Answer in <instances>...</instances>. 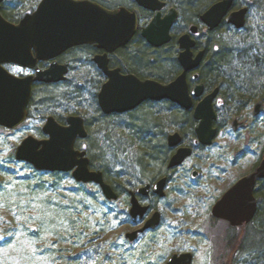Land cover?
Returning a JSON list of instances; mask_svg holds the SVG:
<instances>
[{"label": "rangeland", "instance_id": "374dc122", "mask_svg": "<svg viewBox=\"0 0 264 264\" xmlns=\"http://www.w3.org/2000/svg\"><path fill=\"white\" fill-rule=\"evenodd\" d=\"M39 1L6 0L4 12L17 21ZM98 1L112 6L132 0ZM170 1L180 13L176 28H186L194 19L190 9L197 3ZM206 40L204 37L202 42ZM209 40L206 60L212 62L222 52L229 86L244 90L255 101L264 99V0H252L244 30H219L209 34ZM139 44L145 45L135 41L130 53L138 46L141 49ZM82 53L83 49L72 51L60 61L81 60ZM78 63L72 64L67 81L35 93V105L21 126L14 130L0 127V264H167L172 255L184 253L193 255V264H264V216L258 215L248 227L235 231L212 216L215 202L251 173L264 156V114L254 117L253 104L240 113L248 128L233 132L230 122L235 113L230 109L237 105L222 95L213 145L195 149L172 176L164 199L141 200L151 206V214L160 212L162 221L157 230L131 245H126L125 235L142 224H128L122 215L127 208L124 194L104 206L105 197L98 186L77 183L71 173L56 177L42 174L16 160V150L24 139L47 138L42 128L48 116L59 120L79 114L87 121L89 137L77 147L87 151L94 171H102L108 184L124 192L157 177L161 167L149 158L151 145L158 149L165 142L167 146L164 139L174 132L183 134L188 145L196 139L162 102L145 104L126 115L102 114L106 117L102 118L98 93L104 80L84 76ZM7 70L16 76L28 73L17 67ZM145 122L157 132L151 140H145L139 128ZM193 172L199 173L198 179L193 180ZM260 188L264 189V184ZM231 236H236L235 244L228 247Z\"/></svg>", "mask_w": 264, "mask_h": 264}, {"label": "water", "instance_id": "95a60500", "mask_svg": "<svg viewBox=\"0 0 264 264\" xmlns=\"http://www.w3.org/2000/svg\"><path fill=\"white\" fill-rule=\"evenodd\" d=\"M162 0H136L145 9L156 12L151 23L141 31L142 37L155 48L166 45L171 40V29L178 20L176 10H171L162 18L164 7ZM0 0V127L14 130L28 118V107L34 94L35 84H59L67 79L68 65L60 64L57 58L67 51L80 46H95L103 50L104 55H97L94 62L103 71L108 80L101 87L98 105L105 116L125 114L140 107L147 101H171L186 111L193 110V119L198 122L195 129L196 144L212 146L217 137L214 123L217 115L213 106L219 89L206 96L194 107V99L203 96L204 86L189 90L187 75L197 70L205 57V51L194 56L196 42L190 35L180 38L181 53L179 62L183 69L180 76L168 85L157 81L139 80L133 75L123 76L119 70H109L108 55L127 46L139 29L138 17L126 8L107 9L92 0H42L37 9L26 15L18 24L9 22L1 13ZM234 0H221L209 8L201 20L210 30L218 28L229 13ZM247 9L231 13L226 23L242 29L246 24ZM198 28L191 27L196 34ZM40 62H52L42 70ZM17 65L34 71L33 75L17 77L5 66ZM198 75H195L197 78ZM262 107L259 103L255 110L258 115ZM244 122L235 120L234 130L244 129ZM42 132L46 139L39 140L29 136L16 150V160L27 163L39 172L71 173L73 179L81 184L97 185L108 201H116L118 194L108 184L102 171L90 167L87 151L76 148L78 140L89 136L85 119L81 116H69L66 124L61 125L55 117L49 116ZM183 137L175 132L167 138L168 147L176 152L171 156L168 170L180 168L193 156L194 149L183 145ZM198 173L193 172V177ZM264 179V160L248 175L231 186L212 207V216L216 220L228 222L233 228L251 223L258 212L255 196L258 181ZM169 184L168 176H163L154 183H147L136 191L131 190L129 215L136 224L143 223L138 230L126 234L130 243L136 242L141 235L158 229L162 215L141 202L154 196L166 197ZM193 255L184 253L172 255L167 264H193Z\"/></svg>", "mask_w": 264, "mask_h": 264}, {"label": "flooded vegetation", "instance_id": "af4514ba", "mask_svg": "<svg viewBox=\"0 0 264 264\" xmlns=\"http://www.w3.org/2000/svg\"><path fill=\"white\" fill-rule=\"evenodd\" d=\"M24 1H26V2H32V1L33 2H37L39 0H24ZM41 1L42 0H40L38 2V5L40 4ZM93 1L97 2L101 6L107 8V9H110V10H117V9H120V8H126L129 12L135 13L137 15V17H138L139 29H138L137 34L131 40V42L127 46L117 50L113 54H109L108 55V59H109L108 68H109V70H119L121 75H123V76L133 75V76L137 77L139 80H141L143 82H145L147 80H152V81H157V82H159V83H161L163 85H168V84L172 83L173 81H175L177 79V77L180 76L182 74V72H183V69H182V67L180 65V62H179V55H180V53L182 51L181 48H180L179 40L184 35H190L191 38L196 42V46L193 49L194 56L199 54V52H201V51H205V57H204V60H203V62L201 64V66L197 70H195L193 72H190L187 75V82H188L189 90L191 92L197 86H200V85L204 86L203 96L201 98H199V99H194V102H193L194 103V107L202 99H204L206 96L211 95L212 93H214V91L216 89H219V92H218L216 98L214 99V103H213V106H214V109H215V112H216V115H217V120L214 123V128L217 129L216 123H217V121L219 119V111H221V109L223 108V106H221L222 103H223L221 98H222V95H224L230 101L233 100V103L237 105L236 109H234V108L230 109V111L232 110L233 113H235L234 118L230 122L233 132H238V131H241V130H244V129L248 128L249 125H248L247 121L242 119L240 113L247 111L249 109V107L252 106V104L254 105L253 106V111H252V114H253L254 117H259L260 115L264 114V99L258 98L255 101V99H253V97H250V95L245 93L244 90L242 91L241 89H238V88H236L234 86L230 87L229 86L230 85V79H228V77L221 76L218 79L217 78L214 79V78H211V75L207 76V77L203 76V70H206V69H209L210 74H212V67H213V63H214L213 61L212 62H207V60H206L207 57H208V53H209V49H208V45L210 43L209 34L215 33V32H217L219 30L232 31V32H236V31L240 32V31L244 30L246 28V25H247V22H248V17L250 15L252 0H234L233 5H232L229 13L227 14V16H228V15H230L233 12L240 11L242 9H247L246 24H245L244 28L237 29L235 26L226 23V18H227V16H226L222 20L220 26L218 28H215L214 30H210V28L206 24L203 23V21L201 20V16L209 8H211L214 4L220 2L221 0H210L209 4L206 7H204L202 10H200L198 13L192 14L194 19L189 21L187 26H186V28H184V29H177L176 28L178 23H179V20H180V13H179L178 9L176 8V6L173 5L170 0H162L161 2L164 4V7L161 10L162 18H164L169 13V11L174 9L178 13V20L175 22V24L173 25V27L171 29V32H170L171 40H170V42L167 43L164 46L159 47V48H155V47L149 45L147 43V41L141 35L142 29L146 28L151 23V21L153 20V18L156 15V12H153L151 10H148V9H145V8L139 6L137 4L136 0H132L131 3L126 4V5L115 4V5H112V6H110L109 4H107V3L103 2V1H98V0H93ZM38 5H37V7H38ZM36 8L34 10L26 12L23 17H21L19 20L15 21L13 23H15V24L19 23L27 14L33 13L36 10ZM2 9H3V6H2ZM193 26H196L198 28V32L196 34H192L191 33V27H193ZM204 37L207 39L205 43L202 42V39ZM138 40L142 41L145 45L139 44L141 46V49L138 46V48L132 52L133 56L135 55L134 53H137V54L144 55L147 58H151V59L153 58L152 59L153 60L152 63L155 61L154 65L148 66V65H143V63H141V64H136V67H132V66L130 67L131 64H129L128 61H129V59L131 57H133L131 55L132 53H130V48H131L132 44L135 41H138ZM89 47H92L94 49V52H95L91 58H88L89 56H87V55L83 58L82 56H84V55L82 53V56H80L81 60L72 59V60H69L66 63H62L60 61V59L64 55L69 54L72 51H75V50H78V49H81V48H89ZM145 48H146V50H145ZM104 54H105V52L103 50H100V49L96 48L95 46H89V45L88 46H80V47H76V48H73V49L67 51L65 54H63L62 56L57 58V61L60 64L68 65V70H69L68 74L70 73V70L72 68V64L75 63L76 61H78L79 62L78 64H80V65L82 64L81 66H82V69H84V72H83L84 76L86 75L88 78H92V77L95 76V77H97L100 80H104L103 84H105L107 82L108 78L103 73V71L98 68L97 64L94 62L95 56L104 55ZM157 62L159 64L161 63L162 66L159 67ZM51 63L52 62H40L38 64V67L40 69H42V70H45V69L50 67ZM5 67L7 69H8V67H17L19 69H22V70H25V71L28 72L26 75L25 74L19 75L18 77H27V76H30V75L34 74V71L29 70V69H25V68L17 66V65H12L11 64V65H6ZM159 69H161V74H163V76L159 75L160 74V72L158 71ZM224 73H226V70H225ZM195 75H198V77L195 78ZM206 78H210L212 80L209 81ZM66 81H67V79H66ZM103 84H102V86H103ZM38 85L54 86V85H58V84H51V85L35 84L34 85L33 99H34V96H35V89H36V87ZM238 91H242V92L239 94V96L237 98ZM247 92H249V91H247ZM99 93H98V95H99ZM32 100H31V102H32ZM160 102L166 103V104L170 103V104H174V105L178 106L177 104H175V103H173L171 101H168V100H164V101H160ZM148 103H159V102L147 101V102L143 103L137 109H135L133 111H130L128 113L129 114L133 113V112L137 111L142 106H144L145 104H148ZM259 103H262V107H261V110H260L259 114L255 115V110H256V107H257V105ZM178 107H179L180 110H183V111H185L187 113H190L192 115V117H193L194 108L191 111H186V110L182 109L180 106H178ZM172 112H174V110H172ZM128 113L115 114V115H126ZM235 120H238L239 122H244L246 127L244 129H239L238 131L234 130L233 122ZM57 122H59V121L57 120ZM60 124L61 125H65L66 124V119H65V122L63 124L62 123H60ZM197 125H198V123H197ZM217 135H218V129H217ZM194 136L196 137V134ZM182 137H183V134H182ZM196 141H197V139L193 140V142L190 145H188V144H185L184 137H183V142H184L183 145L184 146H190V147H192L194 149L202 147V146L196 144ZM170 151L173 152V154L176 152L175 150L173 151L171 149H170ZM262 160H264V156L261 157L259 163ZM259 163L255 167V169L258 167ZM198 177H199V173H198V176L195 177V178L192 176L193 180L198 179ZM263 184H264V179L258 181L257 186H256V191H259L260 189H262L260 187Z\"/></svg>", "mask_w": 264, "mask_h": 264}, {"label": "trees", "instance_id": "16d2710c", "mask_svg": "<svg viewBox=\"0 0 264 264\" xmlns=\"http://www.w3.org/2000/svg\"><path fill=\"white\" fill-rule=\"evenodd\" d=\"M205 1L207 3L206 5H204V2ZM209 1L210 0H194V1H191L193 4L197 3V5H195L194 7H192L190 9V10H192V13L191 14L198 13L200 10H202L204 7H206L209 4ZM2 14L10 22H15V20L10 15H7L4 12V8L2 9ZM82 49H83V53H84L83 55L86 54L87 56H89L88 58H91L93 56V54L95 53L94 52V49L92 47H89V48H81V50ZM221 53L220 54L218 53L217 56H216L217 58L214 59V61H213L214 63H213V67H212V74H210L209 69L203 70V76L204 77H207V76H210L211 75V78H214V79L217 78L218 79L221 76H224V74H225L224 72L226 70V64L224 63L225 61L222 60V58H224V56ZM134 54H135L134 56H133V53L131 54L133 57H131L129 59V61H128V63L131 64L130 67L131 66L132 67H136V64H141V63H143V65H148V66H152V65L155 64V61L152 63V61H153L152 59L153 58L152 59L151 58H147L144 55L137 54V53H134ZM158 66L161 67L162 66L161 63L160 64L158 63ZM158 71L160 72L159 75L160 76H163V74H161V69H159ZM47 87L48 86L38 85L36 87V89H35L36 90L35 93L37 94V92L39 90H41L42 88H47ZM35 102L36 101H35V96H34V99L32 100L31 105L29 107V116H30V109L33 107V105H35ZM167 105H168V107H169L170 110H174V112H172V116L174 117V120H177V121L182 122L183 124L187 125L188 132H190L193 135H195V132L194 131H195V128L197 126V122L193 119L192 115L190 113H187V112L183 111V110H180L179 107L176 106V105H174V104H170V103L168 104L167 103ZM71 115H79V114H71ZM100 116L102 118L104 117L102 115V113L100 114ZM104 118H106V117H104ZM58 121L63 124L65 122V119L59 118ZM157 122H160V120L157 119ZM151 123H152V121L150 122V124ZM145 124H146V122L143 123V125H141V127H139V128L142 129L141 132L143 133L144 139L145 140H151V139H153V137H156V133L157 132L156 133L153 132L154 130H152L150 128V124L149 125H145ZM180 124L181 123H179V125ZM86 126H87V121H86ZM185 132H186V130H183V133L184 134H185ZM160 139H162V138H160ZM164 140L167 143V139L165 138ZM162 142H163V140H162ZM151 147H152V145L149 147L151 149L149 158H151V161H155L156 163H159L160 164V167H161V170L158 172L157 177L153 178L152 180H148V182H146V183H153L158 178L163 177V176H168L169 177V180H171L172 176L174 175V173L177 170H175L173 172H171V171L168 170V163H169L170 154H171V151H170V149L168 147V144L166 146L165 142H163V143H161V145H160V147L158 149L156 147H153V148H151ZM90 167H91V169H93V164L91 162H90ZM37 172H39V171H37ZM39 173H42V172H39ZM64 174L66 175V173H52V176L53 177H56V176H60V175H64ZM110 185L113 187V189L115 190V192L118 194V200L122 197L123 194L127 197V201H126V204H125V207H127V208L122 211V215L126 218L128 224L129 223L133 224L132 219H131V217L129 215V208H130L129 191L130 190H125L124 192H122V191L119 190V188L117 186H115L113 184H110ZM82 186H84V185H82ZM262 191H264L263 188L260 189L259 192L256 195L257 198H258L257 200H259L258 202H260L259 204H261V205H262L261 200L263 201V204H264V192H262ZM113 202H115V201H112L111 202V201L105 200V198H103V200H102V203L104 204V206H107L109 203H113ZM260 206L258 207V212H257V215H256L254 221L256 220V218L258 217V215L264 216V205H263V207H260ZM249 225H246V226L248 227ZM229 227H231V226L229 225ZM230 229L231 230H234L235 228H232L231 227ZM256 234L258 235L259 232H257ZM229 239L230 240H229V243H228V247H231L233 244H235L236 236H231V238H229ZM125 242H126V245H131V243L127 242L126 240H125Z\"/></svg>", "mask_w": 264, "mask_h": 264}]
</instances>
